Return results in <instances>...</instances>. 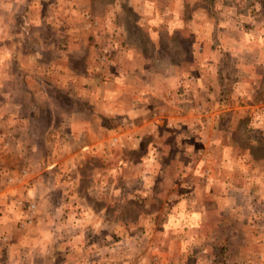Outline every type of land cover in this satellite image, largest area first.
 <instances>
[{"label": "rangeland", "instance_id": "1", "mask_svg": "<svg viewBox=\"0 0 264 264\" xmlns=\"http://www.w3.org/2000/svg\"><path fill=\"white\" fill-rule=\"evenodd\" d=\"M262 90L264 0H0V264H264Z\"/></svg>", "mask_w": 264, "mask_h": 264}, {"label": "crops", "instance_id": "2", "mask_svg": "<svg viewBox=\"0 0 264 264\" xmlns=\"http://www.w3.org/2000/svg\"><path fill=\"white\" fill-rule=\"evenodd\" d=\"M254 177H255L254 178V184H253L252 188L255 191L257 201H259V204L264 207V174H263V172H260L259 170H256V172H254ZM2 191H4V190L0 189V193ZM227 191H228V188H227ZM240 191H241V188H240ZM224 200L227 202V204L231 203L230 202L231 200H230L229 197H225V198L222 197V201H224ZM236 204H237L236 201H233L231 203V205H235V206H236ZM257 213H258V217L261 219L262 216L264 215V210L262 209V210H260ZM263 255H264V253L259 254V256L261 258L263 257Z\"/></svg>", "mask_w": 264, "mask_h": 264}, {"label": "built area", "instance_id": "3", "mask_svg": "<svg viewBox=\"0 0 264 264\" xmlns=\"http://www.w3.org/2000/svg\"><path fill=\"white\" fill-rule=\"evenodd\" d=\"M251 109V114L253 115V123L259 124L260 118L262 119L264 116V90L260 92V95L254 101Z\"/></svg>", "mask_w": 264, "mask_h": 264}]
</instances>
